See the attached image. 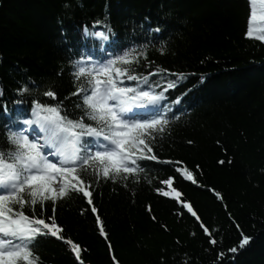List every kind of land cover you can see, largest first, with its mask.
I'll use <instances>...</instances> for the list:
<instances>
[{
  "label": "trees",
  "instance_id": "trees-1",
  "mask_svg": "<svg viewBox=\"0 0 264 264\" xmlns=\"http://www.w3.org/2000/svg\"><path fill=\"white\" fill-rule=\"evenodd\" d=\"M251 11L250 0H0V151H14L5 126L36 104L97 127L81 91L91 64L122 87H136L128 76L148 77L157 93L176 85L165 92L169 123L150 143L167 163L102 181L97 213L71 179L57 187L45 175L25 186L23 207L6 205L13 219L54 217L61 230L30 246L35 264H264V41L249 36ZM99 165L73 176L96 188Z\"/></svg>",
  "mask_w": 264,
  "mask_h": 264
},
{
  "label": "snow or ice",
  "instance_id": "snow-or-ice-1",
  "mask_svg": "<svg viewBox=\"0 0 264 264\" xmlns=\"http://www.w3.org/2000/svg\"><path fill=\"white\" fill-rule=\"evenodd\" d=\"M150 31L160 32L162 28L157 26ZM85 33L87 34V29ZM62 35H64L63 31ZM98 35L105 40L108 39L103 32ZM80 71L82 73L83 69L81 68ZM178 78L183 80L185 77L180 74ZM127 79L137 81L136 87L118 86L119 81L107 79L102 86L100 81H95L90 83V89L81 90L83 104L87 110L86 116L96 121L97 127L84 124L80 118L73 121L66 116L61 117L58 108H45L39 104L32 109L31 118L21 119L18 113L17 119L5 126L6 139L14 151L7 153L0 151V192L5 193L0 194V234L6 237V239L0 238V264H21V262L35 264V260L31 258L33 253L30 246L34 247L40 238L63 239L59 236L61 230L56 225L54 217L46 223L43 218L30 219L22 212L16 213L18 219H13L6 214L11 211V208L6 207L9 203L23 207V194L30 191V187L26 189V185L35 186L36 182L45 179L43 176L29 175L30 173L42 171L46 172L49 178L56 176L64 177L65 180L71 179L73 181L71 191L86 200L91 206L89 209L91 213H97L98 210L93 203L94 192L98 194V187L102 181L115 180L117 175L124 178L132 177L135 181L138 174L144 171L142 164H147L149 161L167 163L159 160L150 147V143L155 139L154 133L162 132L163 126L169 123L166 117L169 106L164 103L167 99L165 92L176 85L169 82L164 91L157 93L148 77L128 76ZM32 83L35 82L32 81ZM89 90L91 95L88 94ZM26 92H28L26 85L17 89L20 96ZM2 95L3 91L0 89V97ZM46 95L53 97L54 93L48 91ZM22 104V100L14 101V105ZM4 111L7 113L6 105H4ZM51 113L56 115L53 116ZM172 116L175 118V113ZM33 125L38 126L39 131L44 134L43 142H40L41 136L30 131ZM13 128L17 130L13 131ZM133 129L138 133L135 136L131 135ZM30 136L31 139H29ZM141 136H144L149 143H145ZM85 137L93 138V140H85ZM101 137H103V144ZM45 149L48 151V156L57 159V163H53L43 154ZM6 156L11 162L5 159ZM89 161L100 162L101 170L93 171L96 188H93V180L85 181L79 175L73 176L77 165L83 167L89 165ZM83 170L87 169L83 168ZM17 193H20L19 197ZM55 198L53 196L52 200L54 201ZM31 203L35 204L36 200L33 199ZM189 211H191L190 206ZM192 215L195 216V213ZM99 230L103 233L102 222ZM67 243L72 244V241L68 240ZM212 243L215 244L216 241L213 240ZM249 243L250 239L243 237L240 248ZM73 248L76 249L75 255L79 257V245H73ZM231 252L236 253L237 249L232 248Z\"/></svg>",
  "mask_w": 264,
  "mask_h": 264
},
{
  "label": "rangeland",
  "instance_id": "rangeland-1",
  "mask_svg": "<svg viewBox=\"0 0 264 264\" xmlns=\"http://www.w3.org/2000/svg\"><path fill=\"white\" fill-rule=\"evenodd\" d=\"M252 6V15L250 19V33L255 38L264 37V0H250ZM53 161L57 162L56 158Z\"/></svg>",
  "mask_w": 264,
  "mask_h": 264
}]
</instances>
